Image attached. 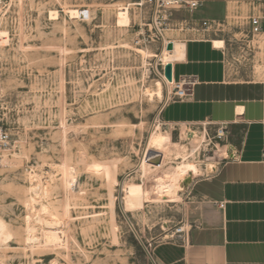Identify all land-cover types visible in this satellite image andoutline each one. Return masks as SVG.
Returning <instances> with one entry per match:
<instances>
[{"label":"rangeland","instance_id":"rangeland-1","mask_svg":"<svg viewBox=\"0 0 264 264\" xmlns=\"http://www.w3.org/2000/svg\"><path fill=\"white\" fill-rule=\"evenodd\" d=\"M128 4L0 0V128L10 134L0 151V264H156L153 250L178 227L188 195L170 178L174 161L144 172L150 137L160 127L168 154L201 163L202 175L217 169L220 154L195 153L201 142L188 138L201 127L161 121L174 94L161 78L162 35L199 36L180 32L181 24L198 23L206 9L158 29ZM69 10L89 11L90 19H72ZM122 11L129 20H119ZM240 12L245 17L246 8ZM158 81L163 99L147 93ZM37 217L56 220L57 230ZM53 240L60 246L46 245Z\"/></svg>","mask_w":264,"mask_h":264},{"label":"crops","instance_id":"crops-1","mask_svg":"<svg viewBox=\"0 0 264 264\" xmlns=\"http://www.w3.org/2000/svg\"><path fill=\"white\" fill-rule=\"evenodd\" d=\"M198 1L206 9L200 19L222 20L240 0ZM219 39L189 36L160 57L167 86L192 84L187 99L164 106V125L226 128L227 152L232 148L216 171L194 177L186 187L178 222L184 242L176 237L157 245L156 264H264V85L231 78L224 52L213 44ZM166 53L171 60H163Z\"/></svg>","mask_w":264,"mask_h":264},{"label":"built area","instance_id":"built-area-1","mask_svg":"<svg viewBox=\"0 0 264 264\" xmlns=\"http://www.w3.org/2000/svg\"><path fill=\"white\" fill-rule=\"evenodd\" d=\"M234 5L236 11L234 10L232 18L229 16L222 20L199 19L198 23L195 21L196 25L194 21L186 20L181 24L185 28L180 29V32L186 29L187 31H197L199 36L204 37L221 36L224 46L220 49L224 52V65L231 78L258 81L264 85V29L262 26L264 0H240L236 1ZM127 7L131 10H133L132 8L136 9L141 15H147L151 24L159 29V27L172 23L174 15L189 14L191 17L198 13L203 7V2L198 0H130ZM241 7L246 8L245 17L241 16ZM196 26H199V29ZM162 38L163 50H166L168 45L173 44L174 41L163 37V35ZM172 85L174 86V94L170 100L182 101L190 96L191 83L183 82ZM199 127L202 128L203 134L200 133L204 140L201 144L199 143L195 153L207 148L206 152L220 154V160L214 162L219 166L222 161L227 159L225 145L227 129L218 127L212 130L213 133H209L207 130L209 125L203 124ZM9 146L10 134L0 128V151ZM211 159L214 158H209L208 161ZM183 232L182 228L177 227L168 240H174L178 237L184 242L181 238ZM164 241L165 239H163Z\"/></svg>","mask_w":264,"mask_h":264},{"label":"bare ground","instance_id":"bare-ground-1","mask_svg":"<svg viewBox=\"0 0 264 264\" xmlns=\"http://www.w3.org/2000/svg\"><path fill=\"white\" fill-rule=\"evenodd\" d=\"M67 13L72 17V19H79L80 17L90 19V12L89 11L83 12L81 10H69V11H67ZM50 16L54 20L59 17L57 11L51 12ZM118 18L120 21L129 20L130 19L129 18V11L119 12ZM174 42H173V44H174ZM214 45H215V47L220 48V47L224 46V42L221 40H214ZM164 52H170V51L167 48L166 50H163L162 54ZM171 59H172L171 53H166L165 56L163 57V60H165V61H169ZM147 93L151 98H154L156 96V97H158L157 99H163V83H162V81H158L156 84V89L148 90ZM188 138L192 142H202L204 140L195 131H193L192 133H189ZM169 148H170V137L166 136L162 132L161 128L158 127L156 132L150 137V140H149V143L147 146V156L144 157L143 163H142L144 172L145 173H151L152 171H155L156 169H161L165 165V162H167V160L174 161L175 162L174 172H172L170 174V178H171V180H173L175 182L176 186L179 189L184 191L186 189V187L190 185V183L192 182V179L194 177H199L202 175L201 165H199L201 163L198 164V163L191 162L188 159V155L187 156L173 157L171 154H168ZM155 158H157V159L160 158L162 160V163L160 166L154 165L148 161V159H155ZM217 168H218V166H217ZM95 170L101 171L102 167H99V166L95 167ZM70 186H71V184H70ZM30 191L34 194L33 196H38L39 192H40V187H38V186L33 187V188H31ZM33 202H35V200H33ZM46 210L47 209L45 208L44 211H46ZM37 222H41L46 229H48L52 232L56 231L58 228V222H56V220L49 221V220H43L40 217H37ZM32 234H33L32 230L30 228H28V230H27V242L31 243V244L34 243V236ZM169 237H171V236L169 235ZM60 243L58 241L56 242L55 240H53L50 242H46V245L48 247L56 248V247L60 246Z\"/></svg>","mask_w":264,"mask_h":264},{"label":"water","instance_id":"water-1","mask_svg":"<svg viewBox=\"0 0 264 264\" xmlns=\"http://www.w3.org/2000/svg\"><path fill=\"white\" fill-rule=\"evenodd\" d=\"M167 48H168L169 51H171L173 49V44L172 43L169 44ZM148 161L150 163L154 164V165H157V166H160L161 163H162V160L160 158L159 159H157V158H155V159H148Z\"/></svg>","mask_w":264,"mask_h":264}]
</instances>
